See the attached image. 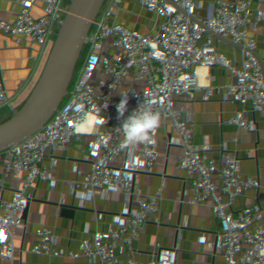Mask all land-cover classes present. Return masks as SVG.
Masks as SVG:
<instances>
[{
	"label": "built area",
	"instance_id": "2783aa9c",
	"mask_svg": "<svg viewBox=\"0 0 264 264\" xmlns=\"http://www.w3.org/2000/svg\"><path fill=\"white\" fill-rule=\"evenodd\" d=\"M41 1L0 0V23L16 3L17 23L27 35L36 36L51 22L40 11ZM135 1L133 9L113 18V29L124 22L200 13L201 6L199 0ZM102 17L99 11L91 15L97 22ZM262 30L238 35L237 50L247 48L256 59L262 60L259 51L264 45V39L259 38ZM102 35L96 26H92L83 46L89 48ZM172 68L171 61L151 56L139 67L120 71L114 76L112 85L122 86L123 98L137 94L139 105L143 106L147 102L144 87L171 74ZM42 78L44 95L28 109L20 104H6L0 99V186L7 182L9 170L15 163L13 158H17L22 148V133L27 131L29 121L35 119V110L42 108L57 86L59 73H43ZM3 81V65L0 64V83ZM88 118L95 135L113 147L106 164L68 153L81 136L82 130L77 131V125H82ZM127 118L120 115L114 124L110 117L96 114L89 103L78 105L50 154L41 180L44 186L32 202L26 224L1 256L0 264H115L117 253L127 256L130 264H152L146 245H141L134 235L140 229L153 230L156 222L159 233L175 228L188 230L199 237L183 254L213 262V253L203 249V245L208 244L219 247L227 264H236L239 255L231 252L227 231H234L242 239L264 234V202L259 195L264 163L258 164L253 193H238L230 180H225L224 192L237 198L228 212L223 209L214 187V172L207 166L214 163L220 153L235 146L258 147L264 143V114L225 103L213 112L204 128L194 132L175 130L170 145L165 148L157 147L156 133L152 143H142L135 148L123 146L122 125ZM211 133L216 134L213 141L208 139ZM255 153L258 154L257 148ZM172 167L199 179L197 196L175 182ZM172 197L185 200L192 212L181 217H158L155 199ZM242 264L260 263L247 259Z\"/></svg>",
	"mask_w": 264,
	"mask_h": 264
},
{
	"label": "crops",
	"instance_id": "0c3cea01",
	"mask_svg": "<svg viewBox=\"0 0 264 264\" xmlns=\"http://www.w3.org/2000/svg\"><path fill=\"white\" fill-rule=\"evenodd\" d=\"M231 1L233 0H199L200 12L218 9ZM135 2V0H42L39 3L40 11L44 17L51 19V22L33 37L27 35L17 23V4H13L0 23V64L3 65L4 76V81L0 83V99L6 104L21 105L17 98L19 95L32 106L44 95L43 73H59V83L76 59L85 52L87 47L83 46V42L89 29L96 26L103 34L109 32L113 29V18L133 9ZM95 11L103 15L98 22L91 18ZM259 28H263L259 38L264 39V14L234 30L205 40L202 44L213 60L224 69L226 80L233 88L243 95L261 99L264 103V45L259 49L262 60H258L247 48L237 50L236 44L238 35L251 34ZM143 48L135 49L110 63L88 89V95L96 101L100 111L112 119V123L121 115L117 112V105L123 98L122 86L112 85L114 76L123 69L145 64L152 56V52L162 55L159 60L173 63L171 74L164 75L144 87L147 93L145 100L151 103L152 110L159 113L160 117L159 126L155 131L157 147L169 146L175 130L194 132L204 128L219 106L231 103L201 70L178 59L172 49L154 47V50L145 51ZM172 56L177 61H173L170 58ZM139 100L137 94L128 97L127 110L122 115L129 117L139 106ZM89 124L88 118L80 125L81 136L74 141L68 153L80 155L100 165L106 164L113 147L100 140L90 129ZM215 138L216 134H209L210 141ZM256 148L258 154L255 153ZM259 162L264 163V143L258 147L235 146L220 153L214 163L207 164L214 172L213 184L226 212L237 198L224 192L225 180H230V185L238 193H253V183L258 178ZM171 175L175 182L190 194L198 195L197 177L176 167L171 168ZM262 180L259 195L264 202V177ZM4 187L5 183H2L0 198ZM154 204L158 217H181L192 212L188 203L178 197L169 200L158 198ZM158 225L156 222L153 224V230L140 229L134 235L141 245H146L152 264H227L226 257L218 246L203 245L205 251H211L214 255V261L210 263L183 254L199 240V237L188 230L179 231L175 228L166 233H159ZM227 238L231 252L239 255L240 260L236 264H242L247 259H255L264 264V234L250 235L242 239L234 231L228 230ZM115 264L130 262L127 256L123 257L117 253Z\"/></svg>",
	"mask_w": 264,
	"mask_h": 264
},
{
	"label": "water",
	"instance_id": "95a60500",
	"mask_svg": "<svg viewBox=\"0 0 264 264\" xmlns=\"http://www.w3.org/2000/svg\"><path fill=\"white\" fill-rule=\"evenodd\" d=\"M264 14V0H233L207 12H187L162 20L124 22L100 37L71 65L36 117L29 121L25 141L0 198V258L21 233L45 168L60 136L82 102L106 116L88 95V89L110 63L142 47H166L184 62L201 70L214 87L232 104L264 114L261 99L241 94L226 80L224 69L203 47L212 37L234 30ZM18 70V63L15 65ZM16 92V91H15ZM17 94V93H16ZM26 109L30 103L17 95Z\"/></svg>",
	"mask_w": 264,
	"mask_h": 264
},
{
	"label": "clouds",
	"instance_id": "9594fccd",
	"mask_svg": "<svg viewBox=\"0 0 264 264\" xmlns=\"http://www.w3.org/2000/svg\"><path fill=\"white\" fill-rule=\"evenodd\" d=\"M125 97V96H124ZM127 98H123L117 105V112L123 114L127 110ZM159 113L154 112L151 103L146 102L143 106H138L133 113L124 121L123 146L135 148L142 143H152L153 135L159 126ZM80 125H77V131H80Z\"/></svg>",
	"mask_w": 264,
	"mask_h": 264
},
{
	"label": "rangeland",
	"instance_id": "374dc122",
	"mask_svg": "<svg viewBox=\"0 0 264 264\" xmlns=\"http://www.w3.org/2000/svg\"><path fill=\"white\" fill-rule=\"evenodd\" d=\"M92 45H93V44H92ZM87 49H88V48H86V50H87ZM143 49H144L145 51H148L149 49L154 50L155 48H154V47H144ZM86 50H85V51H86ZM172 51H173V50H172ZM176 55H177L176 57H177L178 59H181V58H180L181 56H180L177 52H176ZM152 56H153L154 58L156 57V59H161V58H162V55H161V54H155L154 52H152ZM170 58H172L173 61H177V60L175 59V57H173V56L170 57ZM69 69H70V68H69ZM53 91H54V90H53ZM53 91H52V92H53ZM51 94H52V93H50V94L48 95L47 99L50 97ZM47 99H46V101H47ZM46 101H45V102H46ZM45 102H44V103H45ZM28 128H29V127H28ZM27 130H28V129H27ZM26 134H27V131H26V132H23V133H22V136L20 137V139L23 140V141H25ZM16 160H17V158L14 157V158H13V162H16ZM12 170H13V168L9 170V174H8V176H7V181H8V178H9V176H10ZM6 183H7V182H5V186H6ZM42 186H44V182H43V181L41 182L40 189L42 188ZM4 188H5V187H4ZM3 191H4V189H3ZM3 191H2V193H3ZM1 195H2V194H1Z\"/></svg>",
	"mask_w": 264,
	"mask_h": 264
},
{
	"label": "snow or ice",
	"instance_id": "6c2138e0",
	"mask_svg": "<svg viewBox=\"0 0 264 264\" xmlns=\"http://www.w3.org/2000/svg\"><path fill=\"white\" fill-rule=\"evenodd\" d=\"M4 238H5V237H4L3 233L0 232V240H2V239H4Z\"/></svg>",
	"mask_w": 264,
	"mask_h": 264
},
{
	"label": "trees",
	"instance_id": "16d2710c",
	"mask_svg": "<svg viewBox=\"0 0 264 264\" xmlns=\"http://www.w3.org/2000/svg\"><path fill=\"white\" fill-rule=\"evenodd\" d=\"M39 190H40V187L38 188V191H37V193L39 192Z\"/></svg>",
	"mask_w": 264,
	"mask_h": 264
}]
</instances>
